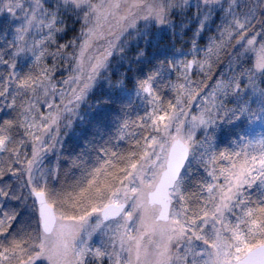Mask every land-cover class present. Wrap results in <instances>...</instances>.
<instances>
[{
  "label": "snow or ice",
  "instance_id": "snow-or-ice-1",
  "mask_svg": "<svg viewBox=\"0 0 264 264\" xmlns=\"http://www.w3.org/2000/svg\"><path fill=\"white\" fill-rule=\"evenodd\" d=\"M0 264H264V0H0Z\"/></svg>",
  "mask_w": 264,
  "mask_h": 264
}]
</instances>
